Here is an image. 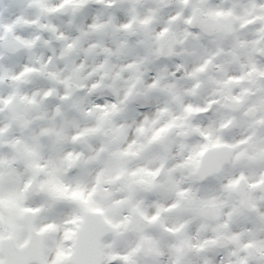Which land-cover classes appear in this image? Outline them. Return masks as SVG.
<instances>
[{
  "label": "clouds",
  "instance_id": "clouds-1",
  "mask_svg": "<svg viewBox=\"0 0 264 264\" xmlns=\"http://www.w3.org/2000/svg\"><path fill=\"white\" fill-rule=\"evenodd\" d=\"M0 264H264V0H0Z\"/></svg>",
  "mask_w": 264,
  "mask_h": 264
}]
</instances>
